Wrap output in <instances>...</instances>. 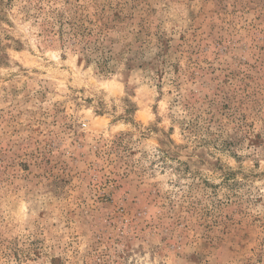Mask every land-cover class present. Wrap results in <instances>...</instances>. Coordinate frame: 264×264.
Instances as JSON below:
<instances>
[{
  "label": "rangeland",
  "instance_id": "obj_1",
  "mask_svg": "<svg viewBox=\"0 0 264 264\" xmlns=\"http://www.w3.org/2000/svg\"><path fill=\"white\" fill-rule=\"evenodd\" d=\"M0 264H264V0H0Z\"/></svg>",
  "mask_w": 264,
  "mask_h": 264
}]
</instances>
